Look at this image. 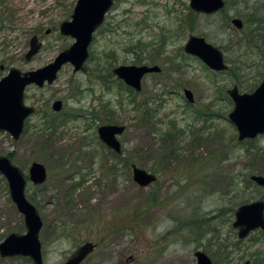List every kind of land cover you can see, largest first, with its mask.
<instances>
[{"label": "rangeland", "instance_id": "obj_1", "mask_svg": "<svg viewBox=\"0 0 264 264\" xmlns=\"http://www.w3.org/2000/svg\"><path fill=\"white\" fill-rule=\"evenodd\" d=\"M113 1L92 34L83 68L73 72L66 63L51 84L27 85L24 102L34 111L21 135L13 139L0 129V154L23 171L25 195L42 220L43 264H62L85 241L96 247L81 264H197V250L212 264H264V231L240 238L231 225L237 206L264 201L250 182L264 176V134L237 139L226 93L238 82L241 92L250 91L262 78L264 54L247 39L260 17L264 32V0H224L223 10L206 15L193 14L188 0ZM75 3L0 0V78L11 67L37 69L69 47L74 38L60 34L59 24L70 20ZM34 34L41 48L25 60ZM190 34L219 47L229 68L216 72L185 54ZM238 48L248 54L245 64ZM249 61L255 66L247 67ZM120 64L161 70L146 73L135 91L113 74ZM183 88L192 91V102ZM57 99L58 113L51 108ZM52 115L59 119L53 126ZM107 123L125 126L117 156L98 138L97 127ZM32 161L46 168L42 184L28 180ZM132 163L156 179L140 187ZM25 231L0 173V241ZM0 264L33 262L0 256Z\"/></svg>", "mask_w": 264, "mask_h": 264}, {"label": "water", "instance_id": "obj_2", "mask_svg": "<svg viewBox=\"0 0 264 264\" xmlns=\"http://www.w3.org/2000/svg\"><path fill=\"white\" fill-rule=\"evenodd\" d=\"M191 9L204 14L217 13L225 5L224 0H189ZM113 0H76L70 20H63L59 24V32L69 35L74 42L67 48L61 50L54 59L47 64L33 70L21 72L11 67L8 72L0 78V129L7 131L13 139H17L22 131V122L26 115L33 111L32 107L23 103V90L27 84L34 83L43 86L45 81L49 84L54 81L57 71L65 63H70L73 72L81 69L88 57V45L92 34L104 21L108 9ZM230 22L237 28H242L243 22L240 18L232 17ZM48 32V29L46 30ZM185 53L198 57L205 66L219 72L227 69L222 51L219 47L205 41L203 36L191 35L183 45ZM41 48V42L37 35L29 39L28 49L24 53V59L30 60ZM161 68L155 65H117L113 73L126 85L136 91L140 89L141 78L146 73L159 72ZM232 99V110L227 117L237 129L238 140L254 138L258 134H264V73L260 86L252 93L240 92L236 85L226 90ZM183 95L187 101L192 102V91L183 88ZM55 111L61 109V101L55 100L52 104ZM124 125L107 123L97 128L100 141L118 155L122 147L118 135L122 134ZM132 179L140 187L149 185L156 176L147 170L131 164ZM0 173L4 175L10 199L17 210L23 215L26 231L22 234L9 233L0 241V256H27L33 264H43L41 244L38 238L42 220L37 208L27 199L25 195L26 178L23 171L14 165L10 159L0 154ZM47 177L46 168L39 161H32L28 168V180L34 185L45 182ZM250 179L257 183L264 196V176L252 175ZM232 226L237 229V236L245 238L248 232L260 228L264 231V201L257 199L249 201L236 208ZM96 243L85 241L77 246L62 264H81V262L93 252ZM197 264H212L211 259L202 251H195Z\"/></svg>", "mask_w": 264, "mask_h": 264}, {"label": "trees", "instance_id": "obj_3", "mask_svg": "<svg viewBox=\"0 0 264 264\" xmlns=\"http://www.w3.org/2000/svg\"><path fill=\"white\" fill-rule=\"evenodd\" d=\"M263 6H264V4H263ZM221 10H223V9H221ZM192 13V12H191ZM193 14H194V12H193ZM195 14L196 15H198V13H196L195 12ZM256 21H260V22H257V27L254 29L255 31H254V33H253V35L251 34V37H252V39H247L248 40V43H250V46H254L257 50H258V52L259 53H261V55L262 54H264V32L263 31H261L263 28H262V25H261V22H262V18L260 17L259 19H256ZM256 32V33H255ZM246 54H247V52H245ZM245 62L246 61H244L242 64H245ZM251 62H253V61H249V63L247 64V67H250L251 68V66H253L254 64L253 63H251ZM241 67L242 68H247L246 66H242L241 65ZM241 67H239L238 69H240ZM231 69L232 68H234L233 66L232 67H230ZM233 75L234 76H240V75H238L236 72H233ZM241 77V76H240ZM137 108V107H136ZM138 109V108H137ZM51 122V126H53L54 125V123H55V121H56V119L55 118H52V117H49V120H48V122ZM56 127V126H55ZM114 153V152H113ZM115 154V153H114ZM115 156H117L116 154H115ZM251 182V181H250ZM251 183H253L254 184V182H251ZM255 185V184H254ZM257 185V184H256ZM255 185V186H256Z\"/></svg>", "mask_w": 264, "mask_h": 264}, {"label": "flooded vegetation", "instance_id": "obj_4", "mask_svg": "<svg viewBox=\"0 0 264 264\" xmlns=\"http://www.w3.org/2000/svg\"><path fill=\"white\" fill-rule=\"evenodd\" d=\"M113 2H114V1H113ZM102 23H103V22H102ZM97 28H98V27H97ZM97 28H96V29H97ZM96 29H95V30H96ZM68 63H69V62H68ZM65 64H66V63H65ZM69 64H70V63H69ZM63 65H64V64H63ZM63 65H62V66H63ZM62 66H61V67H62ZM61 67H60V68H61ZM0 68H2L1 65H0ZM72 68H73V66H72ZM82 68H83V66L81 67V69H82ZM9 69H10V68H9ZM9 69H8V70H9ZM17 69H18V68H17ZM81 69H79V70H81ZM112 70H113V68H112ZM26 71H28V70H26ZM58 71H59V70H58ZM58 71H57V73H58ZM72 71H73V70H72ZM77 71H78V70H77ZM21 72H25V71H21ZM75 72H76V71H75ZM112 72H113V71H112ZM57 73H56V75H57ZM113 74H114V73H113ZM114 75H115V74H114ZM144 75H145V74H144ZM2 77H3V76H2ZM116 77H117V76H116ZM143 77H144V76H143ZM55 78H56V77H55ZM118 79H119V78H118ZM54 80H55V79H54ZM119 80L125 85V87H127V88L129 87V89H133L132 87L126 85L121 79H119ZM51 83H52V82H51ZM51 83H49V84H51ZM30 84H34V83H30ZM44 84H48V83L45 81ZM44 84H43V85H44ZM27 85H29V84H27ZM27 85H26V86H27ZM35 85H36V84H35ZM26 86L24 87V90H23V103H24V105H26V106L32 107V108H33V111H34V107H33V106L28 105V104H26V103L24 102V91H25ZM36 86H37V85H36ZM38 87H39V86H38ZM40 87H42V86H40ZM133 90H135V89H133ZM135 91H136V90H135ZM239 91L241 92L240 88H239ZM57 100H60V99H57ZM60 101H61V100H60ZM52 104H53V103H52ZM62 106H63V105H62V101H61V109H60L59 111H56L57 113H58V112H61V110H62ZM51 108H52V105H51ZM52 110L55 111L53 108H52ZM33 111H32V112H33ZM32 112H31V113H32ZM31 113H29L28 115H26V116L24 117L23 122H22V131L24 130L25 125H26V123H27L26 119H27V117H28L29 115H31ZM65 115H66V114H64V115H62V116L60 117L61 122H64L65 120L68 119V115H67V116H65ZM53 116H54V115H52V118H55V119L57 118V116H54V117H53ZM57 120H59V119H56V121H57ZM48 123L51 125V122H50V121H49ZM99 126H100V125H99ZM99 126H98V127H99ZM98 127H97V128H98ZM4 131H5V130H4ZM22 131H21V133H22ZM21 133H20V135H21ZM20 135H19V136H20ZM18 138H19V137H18ZM18 138H17V139H18ZM24 176H25V175H24ZM27 177H28V175H27ZM254 184H255V183H254ZM256 184H257V183H256ZM256 184H255V185H256ZM257 186H259V185L257 184ZM259 189H261L260 186H259ZM261 191H262V189H261ZM263 199H264V196H263ZM233 214H234V213H233ZM234 218H235V216H234ZM233 221H234V220H233ZM249 232H250V231H249ZM249 232H248V233H249ZM6 257H12V256H6ZM211 262H212V260H211Z\"/></svg>", "mask_w": 264, "mask_h": 264}, {"label": "bare ground", "instance_id": "obj_5", "mask_svg": "<svg viewBox=\"0 0 264 264\" xmlns=\"http://www.w3.org/2000/svg\"><path fill=\"white\" fill-rule=\"evenodd\" d=\"M188 3H189V7H190V2H189V0H188ZM191 8V7H190ZM110 9V8H109ZM108 9V10H109ZM107 13V12H106ZM195 14V13H194ZM198 14H204V13H200V12H198ZM206 15V14H205ZM205 41L207 42L208 40H206L205 39ZM209 42V41H208ZM210 43V42H209ZM212 44V43H211ZM214 45V44H213ZM236 52H237V54H239L238 56L240 57L238 60H239V62H241V63H243L245 60H246V58L248 57V54H246V53H243L242 52V50H241V48H238V49H236L235 50ZM226 64V63H225ZM227 65V64H226ZM255 66V65H254ZM229 68V65H227V69ZM227 69H225V70H227ZM222 71V70H221ZM263 73H264V71L262 72V78H261V80H260V82L258 83V84H256L257 86H255V88H252L250 91H246L247 93H252V91H254L258 86H260V84H261V81H262V79H263ZM237 84H239L240 85V83L238 82ZM236 83H234V85H236L238 88H239V86L237 85ZM233 85V84H232ZM231 85V86H232ZM240 87H241V85H240ZM244 92V91H243ZM227 93V92H226ZM228 95V94H227ZM229 97V96H228ZM233 102V101H232ZM133 180V179H132ZM137 184V183H136ZM240 206V205H239ZM238 207V206H237ZM236 207V208H237ZM234 213V212H233Z\"/></svg>", "mask_w": 264, "mask_h": 264}]
</instances>
